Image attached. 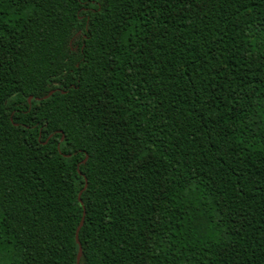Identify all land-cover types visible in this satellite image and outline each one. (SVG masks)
Wrapping results in <instances>:
<instances>
[{
  "label": "trees",
  "instance_id": "16d2710c",
  "mask_svg": "<svg viewBox=\"0 0 264 264\" xmlns=\"http://www.w3.org/2000/svg\"><path fill=\"white\" fill-rule=\"evenodd\" d=\"M80 245L264 264V0H0V264Z\"/></svg>",
  "mask_w": 264,
  "mask_h": 264
},
{
  "label": "water",
  "instance_id": "95a60500",
  "mask_svg": "<svg viewBox=\"0 0 264 264\" xmlns=\"http://www.w3.org/2000/svg\"><path fill=\"white\" fill-rule=\"evenodd\" d=\"M30 100H31V99H30ZM80 202H81V201H80ZM81 205H83L82 202H81ZM83 223H84V218H83V220H82V222H81V225L79 226L78 231H77V242H78V243H79V240H78V233H79V231H80V229H81ZM79 244H80V243H79ZM81 257H82V247H81V245H80L79 254H78V257H77V263H78V264L80 263Z\"/></svg>",
  "mask_w": 264,
  "mask_h": 264
}]
</instances>
